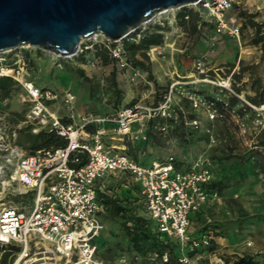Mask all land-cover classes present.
<instances>
[{"label": "built area", "instance_id": "2783aa9c", "mask_svg": "<svg viewBox=\"0 0 264 264\" xmlns=\"http://www.w3.org/2000/svg\"><path fill=\"white\" fill-rule=\"evenodd\" d=\"M235 4L236 0H199L168 9L121 40L111 41L101 34L82 40L75 57L104 51L116 68L130 71V80L134 82L145 73L128 60L125 43L139 44L144 35L152 32L162 34L163 45L146 51L148 59L153 60L164 50L166 39L182 34L183 22L190 21L191 14L199 19L207 15L215 34L239 40L243 20L237 14H229ZM50 55L54 60L66 59ZM16 57L11 65L6 63L7 58H0V77H12L24 87L30 103L27 117L34 126L32 132L55 133L67 140V146L27 154L17 143L18 128L6 114L0 113V245L19 249L12 264H107L99 258L97 240L104 228V205L98 199V185L108 175H122L126 185L138 188V197L157 231L177 244L178 264H191V253L210 247L209 234L192 238L188 233L190 214L218 197L209 188L213 182L209 159L201 158L185 170L175 167L173 156L142 165L109 144L107 126L111 125L121 135L146 141L143 125L170 114L172 91L164 95L159 106L135 104L122 108L115 116H87L74 125L63 122L51 110L50 104L58 99L57 94L23 80L29 63ZM194 66L197 70L205 67L200 58L194 59ZM62 97L68 106L75 100L71 91L64 92ZM197 105L194 100V106ZM134 125L138 126L136 130ZM189 125L197 128L198 121L190 120ZM79 153L87 155V163L74 167ZM161 258L164 264L169 262L167 253Z\"/></svg>", "mask_w": 264, "mask_h": 264}, {"label": "rangeland", "instance_id": "374dc122", "mask_svg": "<svg viewBox=\"0 0 264 264\" xmlns=\"http://www.w3.org/2000/svg\"><path fill=\"white\" fill-rule=\"evenodd\" d=\"M237 1L241 3L233 6L230 15H239L243 8L247 10L243 5L246 0ZM257 2L260 10L254 6L249 9L264 26V0ZM207 19V15H203L200 23ZM196 37V32L183 30L179 36L166 39L161 54L153 60L141 59L151 74L144 71V77L134 82L130 80L129 70L116 68L108 54L99 50L54 60L48 52L20 47L0 53V58H7L6 63L11 65L16 56L24 58L27 53L31 63L27 64L23 80L78 95L80 107L84 108L79 115L82 117L99 116V105H108L114 110L113 115L106 116H115L120 109L135 104L159 106L164 95L172 91L170 114L158 116L154 124L147 121L143 125L147 131L146 141L119 135L112 142L122 143V147L125 146L122 152L134 158L144 156V162H161L173 156L187 168L201 158H208L213 181L226 185L222 191L215 190L218 197L214 198L221 202L223 218L218 226L206 228L212 231L209 233L211 245L191 253V264L195 261L224 264L234 255L250 256L264 264V178L252 161L257 153L264 152L259 145L264 138V49L253 44V29L249 27L239 39L241 54L217 66L204 62L205 67L197 70L191 57ZM194 100L198 102L197 107ZM60 108L58 115L61 116L78 110L75 103L68 106L64 101ZM52 109L55 112V107ZM29 110L30 103L21 84L9 98L0 102V113L6 114L13 126L19 131L30 129L35 134L27 117ZM193 119L198 121L197 128L189 125ZM162 127L165 130H161ZM19 138L20 134L17 143ZM123 180L118 175L110 176L102 187L107 190L115 186L111 192H117L123 188L120 184ZM137 213L148 217L141 209ZM103 226L99 258L105 263L164 264L155 252L143 257L129 249L120 219L105 218Z\"/></svg>", "mask_w": 264, "mask_h": 264}, {"label": "water", "instance_id": "95a60500", "mask_svg": "<svg viewBox=\"0 0 264 264\" xmlns=\"http://www.w3.org/2000/svg\"><path fill=\"white\" fill-rule=\"evenodd\" d=\"M199 0H0V53L32 47L75 57L80 42L111 41L137 31L157 14Z\"/></svg>", "mask_w": 264, "mask_h": 264}, {"label": "trees", "instance_id": "16d2710c", "mask_svg": "<svg viewBox=\"0 0 264 264\" xmlns=\"http://www.w3.org/2000/svg\"><path fill=\"white\" fill-rule=\"evenodd\" d=\"M239 17L243 20L242 32L251 27L253 29V44L261 45L264 49V33L263 24L257 22L256 15L250 14L247 11L241 10L239 12ZM185 31L198 32V26L200 19L197 15L191 14L190 21L183 22ZM164 43V36L157 32H152L144 35L140 40L139 44L125 43L126 53L128 60L135 66H138L149 75L151 74L150 69L145 65L144 61L141 59L148 60L146 51L152 46H161ZM82 59V58H81ZM108 63V60L105 62ZM80 74L83 75L82 72ZM113 76V74H112ZM18 82L12 77L3 76L0 77V102L9 98V96L15 91L18 86ZM234 100V99H233ZM232 100V101H233ZM223 106V104H219ZM233 105V103H232ZM155 120V119H154ZM154 120L150 123L154 124ZM64 122V120H62ZM87 131H91L88 128ZM19 145L22 146L29 154H34L37 151L43 149H58L65 148L67 146V140L58 136L55 133H50L47 131H40L37 134H32L30 129H23L19 131ZM259 145L264 151V138L259 142ZM78 162L72 164L74 167H81L87 163V155L84 153H79L76 155ZM250 159V158H249ZM254 168L259 170V173L264 178V152L257 153V157H252ZM175 167L178 170H185L182 164L178 161H174ZM112 175L106 176L99 182L98 189V199L104 205V213L101 216V221L106 219H120L125 235L128 241V247L131 251L137 253L140 256H146L149 253H157L162 256L167 253L169 255V262L167 264H178V246L170 240H166L164 236L157 231L156 224L149 218L138 214L137 211L140 209L146 212L144 204L138 197V188L136 186H123L120 191L111 192V189L115 186L103 189V184L106 178ZM122 179L124 176L119 175ZM125 181V180H124ZM224 185L220 181L212 182L209 185L210 189L216 191H222L225 189ZM124 192V196L122 195ZM206 229L205 231H207ZM98 252L100 248V237L97 240ZM19 249L13 245H0V264H12L16 254ZM99 255V253H98ZM192 255V254H191ZM224 264H259L253 257L246 255H234L227 258Z\"/></svg>", "mask_w": 264, "mask_h": 264}, {"label": "crops", "instance_id": "0c3cea01", "mask_svg": "<svg viewBox=\"0 0 264 264\" xmlns=\"http://www.w3.org/2000/svg\"><path fill=\"white\" fill-rule=\"evenodd\" d=\"M258 0H246L245 4L248 13L253 14V10H250L251 8L256 7L257 10H260L261 7L258 5ZM241 2L236 0V4L239 5ZM249 7H251L249 9ZM264 7V3L262 5ZM206 19V18H205ZM257 21V18L255 19ZM201 27L198 28V32L196 39L194 40L192 44V54L191 57L193 59H202L205 64L209 65H220L224 63L226 60L231 59L233 56H236L238 54L242 53V46L240 44V40L234 37H228L226 35H217L214 31V26L211 23H208V20L205 22H202ZM208 23V24H207ZM24 59L30 64L31 61L28 58V54H25ZM34 84V83H33ZM36 85V84H35ZM42 89L51 90L55 94H57L59 97L58 99L50 104V108L55 107V114L64 122L74 125H79L84 117L79 116L84 112V108L80 107V99L78 98V95H75V100L73 103L76 105V112L71 114H66L65 116L58 115V111H60V105L63 101L62 92H60L58 89H51L47 86H38ZM89 91V90H88ZM85 92V91H84ZM90 92V91H89ZM80 107V108H79ZM98 109L100 111L99 116H106V115H113L114 110L109 107L108 105H99ZM54 110V109H52ZM57 110V111H56ZM82 110L81 112H79ZM88 110H90V107H88ZM121 110V109H120ZM119 110V111H120ZM117 111V112H119ZM116 112V113H117ZM98 116V115H97ZM138 128L137 125L133 126V130H136ZM108 129V135H109V144L114 146L119 152L122 153V149H125V146L122 147V143L119 142H112L113 140L117 139L116 137L121 135L114 130V126H107ZM147 134V131H145ZM118 140H120L118 138ZM126 153V152H124ZM132 157L136 162L142 164V165H150L151 163L158 161V160H152L151 162H144L146 158L144 156L141 157V155H138L137 158ZM125 180V181H124ZM123 180V186L126 185V179ZM221 202L217 199L211 198L204 206L201 208L198 212L191 213L190 214V226L188 229V233L192 238H198L201 235H208L212 231H205L206 228H209L211 226H218V222L221 221L223 218L222 216V208L220 207ZM205 229V230H204ZM209 230V229H208ZM215 230V229H214ZM217 232V230H216ZM195 264H198L195 261Z\"/></svg>", "mask_w": 264, "mask_h": 264}, {"label": "bare ground", "instance_id": "6f19581e", "mask_svg": "<svg viewBox=\"0 0 264 264\" xmlns=\"http://www.w3.org/2000/svg\"><path fill=\"white\" fill-rule=\"evenodd\" d=\"M2 72L7 73L6 69H3Z\"/></svg>", "mask_w": 264, "mask_h": 264}]
</instances>
